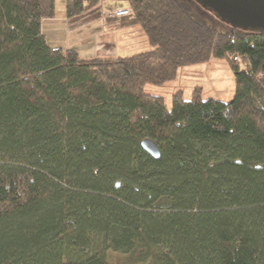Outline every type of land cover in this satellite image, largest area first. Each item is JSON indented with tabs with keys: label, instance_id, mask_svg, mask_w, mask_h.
<instances>
[{
	"label": "trees",
	"instance_id": "obj_1",
	"mask_svg": "<svg viewBox=\"0 0 264 264\" xmlns=\"http://www.w3.org/2000/svg\"><path fill=\"white\" fill-rule=\"evenodd\" d=\"M119 1L130 13L105 23L138 26L146 51L53 47L40 25L55 0H0V264H111L108 250L264 264V32L219 25L193 0ZM100 2L64 0L65 16ZM213 58L231 71L226 102L194 86L167 107L143 89Z\"/></svg>",
	"mask_w": 264,
	"mask_h": 264
},
{
	"label": "rangeland",
	"instance_id": "obj_2",
	"mask_svg": "<svg viewBox=\"0 0 264 264\" xmlns=\"http://www.w3.org/2000/svg\"><path fill=\"white\" fill-rule=\"evenodd\" d=\"M194 4L197 5L200 15L216 21L219 25L224 24L212 12L210 13L205 10L201 4H198L196 1H194ZM99 7L100 5L98 3L97 5L91 7L90 10L81 14H86L88 16L96 15L97 19H100L101 22L103 21V33L98 35L99 45H101L99 51L101 52L106 49L103 56H126L136 53L137 51H146L150 48L143 32L138 26L135 25L118 28L115 23L106 24L105 17L102 16L105 9L98 12ZM63 14L65 15L64 0H55L56 17ZM55 23H59L60 25L58 24V26L54 29V26L49 25L53 23L47 22L42 25L43 32L46 34L47 44L59 47L63 45V42H69L71 47H76L70 43V40H74L73 38H75L76 35L74 33H70L68 35L64 32L66 29L62 28V21H57ZM82 44L83 43L81 42L80 46H77L78 50L81 48L83 49ZM194 86H198L200 88L201 98L203 99L205 97H222L224 101L228 99L233 92V80L231 71L228 69L225 59L220 60L213 58L207 63H192V65H183L177 69V74L173 80L161 84L160 86L146 84L143 89L146 93L150 92L151 94L159 96L162 95L164 103L167 107H170L171 92L179 89L182 91L184 98H189L192 93L191 90ZM106 258L111 262V264H148L147 262L131 261L128 255L121 254L113 250L106 251Z\"/></svg>",
	"mask_w": 264,
	"mask_h": 264
},
{
	"label": "water",
	"instance_id": "obj_3",
	"mask_svg": "<svg viewBox=\"0 0 264 264\" xmlns=\"http://www.w3.org/2000/svg\"><path fill=\"white\" fill-rule=\"evenodd\" d=\"M216 15L222 23L241 30L264 32V0H194ZM141 148L151 157H157L159 149L153 140L144 138Z\"/></svg>",
	"mask_w": 264,
	"mask_h": 264
},
{
	"label": "crops",
	"instance_id": "obj_4",
	"mask_svg": "<svg viewBox=\"0 0 264 264\" xmlns=\"http://www.w3.org/2000/svg\"><path fill=\"white\" fill-rule=\"evenodd\" d=\"M99 5L100 7L98 8V12H100L102 9L111 10L113 8H119L124 6L123 2L119 0H101ZM57 21L63 22L62 28L66 29L64 32H66L68 35L70 33H74L76 35V37L72 35L75 38H73L74 40H70V43H72L73 46L76 47H71V44H69V42H63V45H61L62 48H69V49L73 48L79 55L86 57L93 55L94 56L104 55L106 49H104L101 52L99 51L101 45H99L100 43L98 40V35H101L103 33V29H102L103 21L101 22L100 19H97L96 15L88 16L86 14H81L79 16H75L67 19L63 14L59 17H56L55 15V17L53 18H47L46 20H42L40 25V30L41 33L44 34L46 42H47V38H46V34L43 32L42 25L44 23L50 22L53 24H49V25L54 26L53 27L54 29L59 24V23L58 24L55 23ZM81 42L83 43L82 44L83 49L81 48L82 47L81 45L80 47L81 49L79 48L80 50H78L77 46H80Z\"/></svg>",
	"mask_w": 264,
	"mask_h": 264
},
{
	"label": "built area",
	"instance_id": "obj_5",
	"mask_svg": "<svg viewBox=\"0 0 264 264\" xmlns=\"http://www.w3.org/2000/svg\"><path fill=\"white\" fill-rule=\"evenodd\" d=\"M130 13V10L123 7V8H113V10H104L102 16L104 17H123L124 15H127ZM228 100V99H226ZM225 100V102H226Z\"/></svg>",
	"mask_w": 264,
	"mask_h": 264
}]
</instances>
